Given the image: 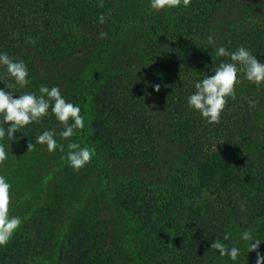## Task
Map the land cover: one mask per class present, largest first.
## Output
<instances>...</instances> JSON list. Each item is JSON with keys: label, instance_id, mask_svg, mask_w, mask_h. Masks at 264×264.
<instances>
[{"label": "trees", "instance_id": "1", "mask_svg": "<svg viewBox=\"0 0 264 264\" xmlns=\"http://www.w3.org/2000/svg\"><path fill=\"white\" fill-rule=\"evenodd\" d=\"M210 34L215 46L244 45L264 62V0H191L158 14L149 0H0V51L25 61L31 80L12 91L58 85L85 116L71 139L96 150L82 183L85 167L73 171L59 150L23 148L45 129L66 143L53 116L8 142L48 186L33 209L43 228L30 231L22 217L0 264L29 263L49 247L38 264H231L210 249L214 238L249 228L264 239V166L254 157L264 87L238 84L217 125L186 105L192 84L226 59ZM12 82L0 69V87ZM42 158L54 159L50 170Z\"/></svg>", "mask_w": 264, "mask_h": 264}, {"label": "clouds", "instance_id": "2", "mask_svg": "<svg viewBox=\"0 0 264 264\" xmlns=\"http://www.w3.org/2000/svg\"><path fill=\"white\" fill-rule=\"evenodd\" d=\"M190 3L191 0H149V7L154 14H158L180 6L187 8ZM98 7H104V0H98ZM105 20V13L97 18L101 25ZM98 37L105 39L108 33L101 31ZM28 42L34 43L32 38ZM207 42L214 47L217 57L226 59L212 65L211 75L207 74L192 84L193 91L187 95L186 105L190 111L198 113L206 124L217 125L229 99H236L238 84L246 80L258 89L264 87V62L244 45H237L234 50L223 45L217 47L215 36L211 34ZM0 69L13 81L0 87V166H4L9 159L8 142L17 139L15 134L33 124L42 123L47 116L55 118L61 129L58 133L60 140L66 143L57 140L54 129H45L35 136L34 141H29L27 151H34L37 145L44 146L48 153L59 150L64 153L62 160L73 171H79L90 163L96 155L95 148L71 139L85 129L81 105L66 99L58 85L40 84L35 91H12L16 86L21 89L27 87L31 80L25 61L14 59L6 51H0ZM152 88L159 91L160 85L153 84ZM11 189L12 184L6 175L0 174V248L9 244L24 223L21 216L10 214ZM262 243L264 239L254 234V230L245 228L238 238L230 232L223 233L222 238H214L210 249L215 256L226 257L231 264H239L242 251L246 249L247 254L256 253L255 264H264V254L259 251Z\"/></svg>", "mask_w": 264, "mask_h": 264}, {"label": "rangeland", "instance_id": "3", "mask_svg": "<svg viewBox=\"0 0 264 264\" xmlns=\"http://www.w3.org/2000/svg\"><path fill=\"white\" fill-rule=\"evenodd\" d=\"M234 15H233V18H236L237 15L235 16ZM126 33L130 36H134V34L137 33V28L131 25L127 27ZM260 107L262 110V115L260 118V122L258 123V126H257V134L259 136V140H260L261 145L263 146V149H261L262 152L254 151L255 152L254 157L257 162H261V166H264V105ZM27 146H28V142L25 145H23V148L27 149ZM53 160L51 158L41 159V161L44 163V167H45L44 171L50 170L53 164ZM32 166L33 164L31 163L30 164L22 163V162H18L17 160H14L13 155H11V152H9L8 161L5 162L4 166H0V174L6 175V177L12 184L11 193H12L13 199L10 204V214L19 215L21 217H26V218H27V215H29L28 221H27L29 223L26 222L24 226L28 224V227L29 226L31 227L30 231L32 229L37 230L39 227L43 228L42 225H39V222L41 221V216L37 215L38 211L36 210V208L35 210L33 209L36 206L35 202L36 204L38 203L40 194L42 192H45L44 189H47L46 186H48V184L43 185L39 182V180L37 181L35 172L37 171L40 172V168L37 167L36 165L33 167ZM82 172L83 173H81L82 175L80 176V179L82 180V183H83L85 182L83 181L84 179L89 178L90 169L88 167H85ZM74 195L72 196V200H73ZM14 237L7 246L0 248V256L2 254L5 255L6 253L5 256L9 257L10 254H12V251H13L12 249L15 248ZM51 253H52L51 247H49L46 250L41 249L40 253L38 255L36 254L29 263H21V264H38V261L40 262V260L43 259L44 256H47V257L50 256ZM241 255H243V251ZM241 257L244 261L243 262L244 264H255L256 253H248L247 256H244V257L241 256Z\"/></svg>", "mask_w": 264, "mask_h": 264}]
</instances>
